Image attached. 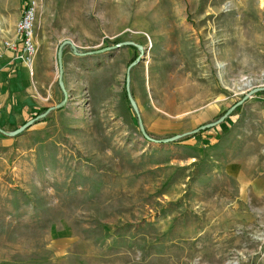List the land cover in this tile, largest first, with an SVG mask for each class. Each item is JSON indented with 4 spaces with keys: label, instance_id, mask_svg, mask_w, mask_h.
Returning a JSON list of instances; mask_svg holds the SVG:
<instances>
[{
    "label": "rangeland",
    "instance_id": "374dc122",
    "mask_svg": "<svg viewBox=\"0 0 264 264\" xmlns=\"http://www.w3.org/2000/svg\"><path fill=\"white\" fill-rule=\"evenodd\" d=\"M26 1L0 0V56L25 18L36 48L0 264H264L263 0Z\"/></svg>",
    "mask_w": 264,
    "mask_h": 264
},
{
    "label": "crops",
    "instance_id": "0c3cea01",
    "mask_svg": "<svg viewBox=\"0 0 264 264\" xmlns=\"http://www.w3.org/2000/svg\"><path fill=\"white\" fill-rule=\"evenodd\" d=\"M2 46L0 45V49ZM52 57V54H49ZM14 53L9 50H4L2 55L0 56V124L4 125L5 122L10 125L15 124L16 121L12 118V110L10 113L6 109L9 107H15L16 110L22 108L21 114L22 116L27 115L28 108L25 105H20L21 102L25 101L26 95H24L19 100L16 97V92L21 91L19 87L21 84L25 86L29 83V79L27 77L28 67L25 63H20L17 61V58H13ZM38 63V62H37ZM37 66V65H36ZM19 75V76H18ZM17 79V80H16ZM19 80V81H18ZM18 102L19 104H15ZM11 114V115H10ZM17 119L21 117L20 114H17ZM5 126V125H4Z\"/></svg>",
    "mask_w": 264,
    "mask_h": 264
},
{
    "label": "built area",
    "instance_id": "2783aa9c",
    "mask_svg": "<svg viewBox=\"0 0 264 264\" xmlns=\"http://www.w3.org/2000/svg\"><path fill=\"white\" fill-rule=\"evenodd\" d=\"M28 12L25 11V13ZM25 18L17 25L16 39L14 41L3 42V47L6 50H12L16 53L15 58H20L27 65L29 73L33 74L32 57L35 54L36 48L31 41V24ZM19 37V38H17ZM21 48V51H19ZM1 53V52H0Z\"/></svg>",
    "mask_w": 264,
    "mask_h": 264
},
{
    "label": "water",
    "instance_id": "95a60500",
    "mask_svg": "<svg viewBox=\"0 0 264 264\" xmlns=\"http://www.w3.org/2000/svg\"><path fill=\"white\" fill-rule=\"evenodd\" d=\"M67 43H71V42H64L63 45L60 46L59 48V51H58V60H59V83H60V86L62 87L64 93H65V100L63 102H61L60 104H58L56 107H53L54 109L55 108H61L62 106H64V104L66 103V100L68 99V94H67V91L65 89V86H64V81H63V77H64V68H63V48H64V45H66ZM128 42H125V43H120L117 45V47H120L122 46L123 44H126ZM132 43V42H131ZM72 47H74L72 45ZM138 47L142 48L141 45H138ZM105 50V49H103ZM94 52H100V51H94ZM129 74L130 72L128 71V75H127V89L129 91ZM261 88H258V89H255L254 91H259ZM129 98H130V101H131V104L132 106L134 107V109L137 111V105H136V102L134 101V99L132 98L131 95H129ZM247 98V96L245 97ZM233 109V108H232ZM232 109H229L228 112L218 121L214 122V123H209L203 127H201L202 129L204 128H209L211 126H216L218 123H220L223 119H225L232 111ZM32 121H27L26 123H24L23 125H21L19 128H17L16 130L14 131H4V130H1L0 129V132L7 135V136H14L18 133H20L23 129L27 128L29 125H31ZM140 125H141V128L143 130V124H142V121L140 120ZM180 137V135H177L175 137H172L170 139H165L163 141H170V140H176Z\"/></svg>",
    "mask_w": 264,
    "mask_h": 264
},
{
    "label": "trees",
    "instance_id": "16d2710c",
    "mask_svg": "<svg viewBox=\"0 0 264 264\" xmlns=\"http://www.w3.org/2000/svg\"><path fill=\"white\" fill-rule=\"evenodd\" d=\"M22 2V8L23 11H27L29 9V4L27 3L26 0H20ZM132 107V105H131ZM43 111H49L48 108H44ZM40 112L38 111L35 115V117L39 116ZM14 125L10 124L9 127H13ZM0 129L1 130H6L3 125L0 124ZM204 130H197L193 134L185 135L184 137H181L180 139L177 140L178 143H181L183 141H187V143L190 145V142L192 139L197 137L198 135L200 136L201 133H203Z\"/></svg>",
    "mask_w": 264,
    "mask_h": 264
},
{
    "label": "bare ground",
    "instance_id": "6f19581e",
    "mask_svg": "<svg viewBox=\"0 0 264 264\" xmlns=\"http://www.w3.org/2000/svg\"><path fill=\"white\" fill-rule=\"evenodd\" d=\"M263 4H264V0H263ZM32 27V26H31Z\"/></svg>",
    "mask_w": 264,
    "mask_h": 264
}]
</instances>
